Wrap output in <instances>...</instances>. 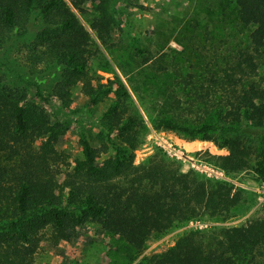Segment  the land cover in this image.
<instances>
[{
  "label": "trees",
  "instance_id": "16d2710c",
  "mask_svg": "<svg viewBox=\"0 0 264 264\" xmlns=\"http://www.w3.org/2000/svg\"><path fill=\"white\" fill-rule=\"evenodd\" d=\"M89 2L97 9L88 19L90 30L76 15L86 14ZM235 4L239 22L251 27L247 46L223 67L203 68L198 83L189 80L195 95L200 89L210 97L218 92L211 105L213 120L192 126L160 117L154 125L226 148V154L210 158L227 173L245 170L255 157L252 170L260 181L264 0ZM109 5L110 0H0V44L31 35L19 41L14 58L31 74L51 75L49 97L61 108L75 113L74 87L88 97L89 108L106 95L115 97L102 115L109 141L94 147L80 134L81 157L71 162L58 148L63 124L47 112L49 97L37 91L36 100L0 78V264H35L45 233L51 243L69 242L88 220L140 252L151 235L205 215L225 218L245 200L232 183L204 179L194 170L182 172L179 162L160 153L134 162L139 129L122 102L126 87L117 79L101 82L89 68L98 52L91 31L100 44L111 40ZM132 46L143 64L150 61L135 41ZM164 69L157 63L158 71ZM149 264H264V215L218 228L207 240L193 230L185 232Z\"/></svg>",
  "mask_w": 264,
  "mask_h": 264
},
{
  "label": "rangeland",
  "instance_id": "374dc122",
  "mask_svg": "<svg viewBox=\"0 0 264 264\" xmlns=\"http://www.w3.org/2000/svg\"><path fill=\"white\" fill-rule=\"evenodd\" d=\"M109 11L114 16L111 40L106 45L100 44L91 31L98 52L89 68L101 82L117 79L126 87L128 96L122 102L139 129L134 162H145L160 153L179 162L182 172L194 170L204 179L220 181L204 169L219 167L210 155L226 154V148H220L212 140L190 138L154 124L160 117L192 126L213 120L211 105L218 92L210 97L204 93L205 89H200L195 95L189 80L198 83L203 68L223 67L237 50L247 46L251 27L239 22L235 0H110ZM96 14V5L90 2L86 14L76 13L89 30L88 19ZM30 36L0 44V78L38 100L37 91L49 97L51 75L31 74L14 58L19 41H29ZM133 41L151 57L148 63L143 64L136 56ZM157 63L165 69L158 71ZM259 73L264 77V66ZM188 74L195 76L190 79ZM72 99L75 113L61 108L52 96L47 107L52 118L63 124L58 148L71 162L81 157L80 134L94 147L109 141L102 115L115 97L106 95L89 108L85 106L88 97L74 87ZM112 138L116 139L113 135ZM254 158L245 170L226 172L234 187L244 192L245 200L225 218L205 215L191 219L164 234L149 236L140 252H133L126 242L88 220L76 229L69 242L51 243L47 239L49 233H45L35 264H149L152 256L167 251L185 232L193 230L207 240L218 228L244 224L252 217L264 215V200L254 191L258 185L252 170ZM59 178L62 180V176Z\"/></svg>",
  "mask_w": 264,
  "mask_h": 264
},
{
  "label": "built area",
  "instance_id": "2783aa9c",
  "mask_svg": "<svg viewBox=\"0 0 264 264\" xmlns=\"http://www.w3.org/2000/svg\"><path fill=\"white\" fill-rule=\"evenodd\" d=\"M204 170L207 171L208 175L215 177L217 180L225 182L232 181L231 178L226 175V172L220 167H215V169L205 168ZM254 191L257 193L260 199L264 200V180L258 181V185Z\"/></svg>",
  "mask_w": 264,
  "mask_h": 264
}]
</instances>
